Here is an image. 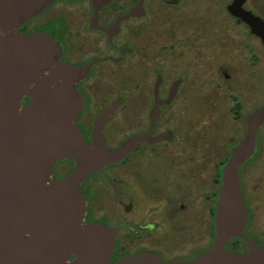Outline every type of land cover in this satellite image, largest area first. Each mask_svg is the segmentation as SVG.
<instances>
[{"label":"rangeland","instance_id":"374dc122","mask_svg":"<svg viewBox=\"0 0 264 264\" xmlns=\"http://www.w3.org/2000/svg\"><path fill=\"white\" fill-rule=\"evenodd\" d=\"M131 1L117 0L122 6ZM139 1L142 2L139 11H143V15L139 13L121 24L118 20L119 31L114 39L117 46L132 44V58L116 64L102 62L89 80L93 87L88 91L93 101L99 103L116 96L124 98L129 93L127 83L132 80L133 87L138 84V88L133 89L139 98L137 104L141 90L151 89L155 76L153 65L157 60L162 65L160 71L168 88L175 77L184 78L188 62L193 57L196 59L192 87L191 77L186 72V83L181 89V95L186 98L165 108L159 119L158 130L168 129L173 133V139L155 147L154 150L164 155L153 159L159 165L150 164L147 171L150 185L153 182L164 188L165 194H179L180 197L172 195L175 200H164L163 208L160 201L138 195L133 199V211L125 213L121 202H114L109 191L99 183L101 191L91 205L96 215L113 209L116 222L131 220L138 225L156 224V228L135 236L128 229L121 232L120 241L125 245L122 251H133L141 246L160 247L166 257L178 253L187 256L209 244V211L205 194L212 192L217 197L221 187V168L229 159L230 149L247 134V116L264 106V44L245 22L228 11L227 6L232 0ZM50 5L37 14L39 17L30 25L47 21L56 23L65 38L67 57L77 60L80 52L99 56L109 52L101 34L85 33L84 15L79 11L81 2ZM243 7L264 20V0H246ZM110 14L109 10L104 12V22L109 20ZM44 27L52 31L51 25ZM180 36L186 38L179 39ZM147 56L149 59L146 60ZM145 64L150 69L149 85L142 88V67ZM222 69L229 77L224 76ZM128 119L125 106L110 119L105 130L109 144L104 143L106 146L116 148L123 143L119 144V141L127 134ZM97 128L100 132L101 128ZM70 162L57 164L53 175H65L71 168ZM147 175L144 174L146 178ZM152 178L156 179L151 181ZM238 178L248 217L244 232L264 248V122L258 128L253 153L239 166ZM174 201L176 206H183L179 212L173 208ZM126 202L122 200L123 204ZM98 208H102L101 211ZM213 236L214 211L212 239ZM228 242L226 248H234L236 252L245 250L241 242L236 246Z\"/></svg>","mask_w":264,"mask_h":264},{"label":"water","instance_id":"95a60500","mask_svg":"<svg viewBox=\"0 0 264 264\" xmlns=\"http://www.w3.org/2000/svg\"><path fill=\"white\" fill-rule=\"evenodd\" d=\"M53 1L0 0V264H110L121 227L82 223L85 197L80 183L123 159L141 136L111 148L96 128L92 142L85 140L76 124L84 105L76 83L91 62L67 63L47 32L17 30ZM107 1L92 3L100 7ZM245 1L232 0L227 9L264 44V20L245 9ZM22 95L29 98L25 104ZM115 106H108L101 118ZM263 122L264 106L247 116V134L230 149L221 168L214 236L207 249L187 261L164 262L143 252L113 264H264V248L244 232L248 217L238 178ZM64 158L73 160L74 167L55 177L53 164ZM234 237L245 243L243 252L225 247Z\"/></svg>","mask_w":264,"mask_h":264},{"label":"flooded vegetation","instance_id":"af4514ba","mask_svg":"<svg viewBox=\"0 0 264 264\" xmlns=\"http://www.w3.org/2000/svg\"><path fill=\"white\" fill-rule=\"evenodd\" d=\"M162 1L166 3L168 2V0ZM55 2H81V5L79 6V11L80 13H82V15H84L83 29L85 33L95 32L101 34L105 39L109 52L107 54H103L102 56H99L97 53L86 55L83 52H80L78 54L80 55L79 59L71 60L69 57L66 56L68 48L65 43V38L63 37L62 29L59 28L56 23L49 24V21H47L44 24L30 25V23L36 20L39 16H36L26 21L20 27H18L17 30L25 34L31 33L36 30H43L47 32L60 47V56L67 63H70L72 65H86L91 62L88 72L84 76H82L76 83V87L84 97V105L77 114L76 124L82 132V135L84 136L85 140L88 143H91L95 128L100 127L102 138L104 140V143L107 145L108 143L106 141L105 130L110 124V119L123 106L126 107V113L129 119L127 123V134L123 137L122 141H119V144L133 137L141 136L135 146V149L129 152L124 159L116 163L106 165L102 167L100 171L90 173L82 180V182L80 183V190L85 197V211L82 223L85 224L90 222H96L104 224L111 228L121 227L114 239V249L111 255L110 264H113L115 261L125 256L135 255L143 252H150L156 254L163 261H171L173 259L188 260L193 258L196 254L206 249L212 240L213 211L215 201L212 192H210L209 194H205V202L209 211V244H207L202 249L189 253L187 256L178 253L171 254L169 257H166L160 247L155 248L141 246L133 251H122L125 245L122 244L120 241L121 232H123L125 229H128L135 236L144 232H149L151 229L157 227L156 224L138 225L134 224V222H131V220L116 222V213L113 211V209L110 208L107 211L108 213H101L96 215L95 213L97 212L91 204L95 200V198H97L96 196L98 195V192L101 191L99 183H102L103 186L109 191L108 193L114 202H121V205L123 206V211L125 213L133 211V199L138 195L142 198L144 197L145 199H156L157 201H160V203H162L160 205L163 208L165 207L164 200L168 199L173 201L175 199L172 195H179L165 194L164 188L162 189L160 186H155L153 182L150 185L148 183L149 178L147 175V171L150 164H155L157 166L159 165V163L155 162L153 159L160 158L159 156L164 155L162 152L160 153L154 150L155 147H157L160 142L168 143L167 141H172L173 139V133H171L168 129H163L162 131L158 130L159 119L163 115L165 108L170 107L173 103L180 100L181 98H186L185 95H181V89L186 83V72L188 74V77H191L190 80L192 79V77H194L197 65L196 59L193 57L192 60L188 62V70H185L184 78L175 77L172 82L169 83L168 88L165 85L166 80L160 71L162 65L160 64V61L157 60V63L153 65L152 72H154L155 76L151 84V89H149V80L147 76L150 69L148 67V64H145L142 67L144 74L142 75L141 86L142 88L148 87L147 89L149 90V93L147 92V89H142L140 92V102L137 104L136 100H138L139 98L137 94L134 93L133 89L138 88V84L133 87L132 80L127 83V89H129V93L126 95V97L122 98L120 96H116L110 100H104V102L101 101V103L93 101V98L91 97L90 92L88 90L93 87V84H90L89 80L94 77V74L97 70L96 68L100 66L102 62H110L116 64L121 62L125 58L131 59L133 56L134 49L131 43H125L119 46L115 44L114 39L118 35L119 31L116 26V23L118 20L120 24L124 20L128 21L134 16H137V14L139 13L143 15V11H139L140 7L142 6V2H140L139 0H132L131 3L127 4L126 6H122L118 4L117 0H112L101 7H95L91 0H58ZM106 10L110 11L111 17L108 21L104 22L103 17L104 12ZM122 15H126V17L120 18ZM48 25L52 26V31H48L45 29L44 26ZM209 30L211 31V29ZM205 33L207 32H204V34ZM208 35L210 34L208 33ZM185 38V36H182L179 39ZM147 59H149V56L146 57V60ZM129 67L131 68V66ZM221 71L225 77H229V75H227L223 69ZM191 73L192 76L190 75ZM193 82V80L190 81L191 87ZM143 94L148 97H143ZM28 99L29 98L24 95L21 102L25 104ZM114 103L116 106L113 112L106 115L105 118L101 120L100 117L102 111ZM135 105H138L136 106L137 109H135ZM68 161H72L70 162L72 163V165L67 172L71 171L74 167L73 160L63 159L54 163L53 174H56L57 164L65 163ZM67 172H65V174ZM144 174L147 175V178L144 176ZM155 179L156 178H152L151 181ZM122 200H126L127 202L123 204ZM173 208L176 209L177 212H179L180 209L183 208V206H176L174 201ZM101 209L102 208H98V211H101ZM156 209H158V206L155 208V210ZM157 244L160 245V243L158 242Z\"/></svg>","mask_w":264,"mask_h":264},{"label":"trees","instance_id":"16d2710c","mask_svg":"<svg viewBox=\"0 0 264 264\" xmlns=\"http://www.w3.org/2000/svg\"><path fill=\"white\" fill-rule=\"evenodd\" d=\"M47 30V29H46ZM72 162V161H71ZM215 195H214V199H215ZM256 240V239H255ZM257 241V240H256ZM239 242H241L242 243V247H243V250L245 249V244H244V242L240 239V238H237V237H234V238H232V239H230L229 240V242L228 243H232V245H237V243H239ZM227 249H230V250H232V251H236V249H234V248H228L227 247Z\"/></svg>","mask_w":264,"mask_h":264},{"label":"crops","instance_id":"0c3cea01","mask_svg":"<svg viewBox=\"0 0 264 264\" xmlns=\"http://www.w3.org/2000/svg\"><path fill=\"white\" fill-rule=\"evenodd\" d=\"M30 20V19H29ZM23 104V103H22ZM114 249V248H113ZM113 252V251H112ZM162 260V259H161ZM173 260H175V259H173ZM173 260H171V261H173ZM182 260V259H181ZM188 260H190V259H188ZM163 261V260H162ZM184 261H187V260H184ZM164 262H170V261H164Z\"/></svg>","mask_w":264,"mask_h":264}]
</instances>
